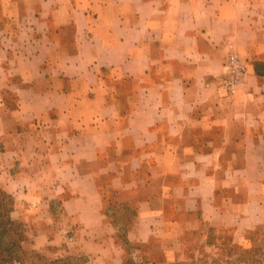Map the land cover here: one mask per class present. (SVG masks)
<instances>
[{
	"label": "crops",
	"instance_id": "1",
	"mask_svg": "<svg viewBox=\"0 0 264 264\" xmlns=\"http://www.w3.org/2000/svg\"><path fill=\"white\" fill-rule=\"evenodd\" d=\"M0 185L85 230L138 202L155 264L203 222L264 230V0H0Z\"/></svg>",
	"mask_w": 264,
	"mask_h": 264
},
{
	"label": "rangeland",
	"instance_id": "2",
	"mask_svg": "<svg viewBox=\"0 0 264 264\" xmlns=\"http://www.w3.org/2000/svg\"><path fill=\"white\" fill-rule=\"evenodd\" d=\"M10 198L14 194L0 185V264H155L163 259V237L153 242L129 237L138 221L136 201L106 196L103 225L85 230L62 212L61 201L48 202L49 212L28 216L15 212L17 202ZM172 264H264V230L203 222L199 232L184 235Z\"/></svg>",
	"mask_w": 264,
	"mask_h": 264
},
{
	"label": "built area",
	"instance_id": "3",
	"mask_svg": "<svg viewBox=\"0 0 264 264\" xmlns=\"http://www.w3.org/2000/svg\"><path fill=\"white\" fill-rule=\"evenodd\" d=\"M247 72V64L236 52H231L225 61V77L223 85L228 90H233Z\"/></svg>",
	"mask_w": 264,
	"mask_h": 264
},
{
	"label": "trees",
	"instance_id": "4",
	"mask_svg": "<svg viewBox=\"0 0 264 264\" xmlns=\"http://www.w3.org/2000/svg\"><path fill=\"white\" fill-rule=\"evenodd\" d=\"M4 199H7V195L6 194H4ZM10 199H12L13 200V198H10ZM14 201V200H13ZM10 211H11V207L10 208H8ZM15 210H16V208H15ZM105 212V211H104Z\"/></svg>",
	"mask_w": 264,
	"mask_h": 264
}]
</instances>
